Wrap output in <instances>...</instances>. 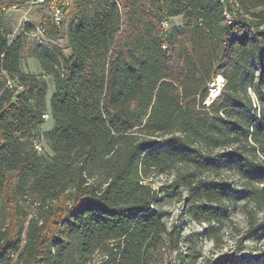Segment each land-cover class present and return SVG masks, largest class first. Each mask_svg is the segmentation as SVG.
<instances>
[{
	"label": "trees",
	"instance_id": "obj_1",
	"mask_svg": "<svg viewBox=\"0 0 264 264\" xmlns=\"http://www.w3.org/2000/svg\"><path fill=\"white\" fill-rule=\"evenodd\" d=\"M25 2L0 0V264H92L99 252L102 264H152L169 233L161 193L182 195L199 222L242 202L249 233H264V0H58L63 21H43L29 51L41 74L23 69V36L4 20ZM65 20L69 54L48 41ZM46 112L54 126L37 137ZM156 173L173 178L156 189Z\"/></svg>",
	"mask_w": 264,
	"mask_h": 264
},
{
	"label": "rangeland",
	"instance_id": "obj_2",
	"mask_svg": "<svg viewBox=\"0 0 264 264\" xmlns=\"http://www.w3.org/2000/svg\"><path fill=\"white\" fill-rule=\"evenodd\" d=\"M72 3V0H70ZM53 4L59 7L58 0L41 2V0H27V2L13 6L4 12V20L12 30L10 38L18 35L23 36L24 47L22 49L23 69L29 73L41 74L43 70L38 60L31 57L29 51L35 41L29 34L24 32L26 21L40 25L43 21L50 20L53 15ZM183 17L177 16L166 21L164 26L171 29L182 24ZM61 33H56L53 27L49 30L48 41L60 45L66 54L70 53L68 40L60 37L67 32V20L61 26ZM258 75H262L264 81V63L259 66ZM49 90L47 103L50 107L51 96L54 91V81L51 76L46 75ZM256 103L257 97L253 90H249ZM264 91V86H263ZM54 126V120L49 117L41 125L37 135ZM43 147L41 152H49L42 138L39 139ZM223 177L232 185L241 184V179L231 171L225 170ZM173 178V173L153 174L148 182L153 188L158 189L161 185L167 184ZM186 193L184 192V195ZM159 206L165 211V219L169 227V233L165 236L163 243L153 251L152 264H264V233L250 234L248 219L245 212L231 202L229 217L221 223L199 222L194 216L188 213V202L180 194H160ZM24 205H27L23 202ZM1 217L5 218L3 199L0 198ZM33 213L34 208H27ZM263 213H259L261 217ZM3 221V220H2ZM103 255L101 252L95 256L92 264H102Z\"/></svg>",
	"mask_w": 264,
	"mask_h": 264
},
{
	"label": "built area",
	"instance_id": "obj_3",
	"mask_svg": "<svg viewBox=\"0 0 264 264\" xmlns=\"http://www.w3.org/2000/svg\"><path fill=\"white\" fill-rule=\"evenodd\" d=\"M50 0H41V2H49ZM53 8V15H52V20L54 21V23H56L57 25L61 24V22L64 19V12L60 7L55 6V4H53L52 6ZM231 21V18H230ZM46 33H47V27L44 24H40L37 25V27L35 29H33L29 34L32 38L34 39H38L41 42L45 41V37H46ZM221 75H218L217 77L214 78V80L210 83V95L207 99V104H210L211 101H213L215 98H217L221 92L222 89L225 85V79L222 78V80L220 79ZM9 86L13 87L14 85L9 82ZM20 89H23V86L19 87ZM44 119H48L50 117L49 112H46L45 114H43ZM36 148L41 151L42 150V146L40 143H36Z\"/></svg>",
	"mask_w": 264,
	"mask_h": 264
},
{
	"label": "bare ground",
	"instance_id": "obj_4",
	"mask_svg": "<svg viewBox=\"0 0 264 264\" xmlns=\"http://www.w3.org/2000/svg\"><path fill=\"white\" fill-rule=\"evenodd\" d=\"M223 76L220 77V79L222 80Z\"/></svg>",
	"mask_w": 264,
	"mask_h": 264
}]
</instances>
